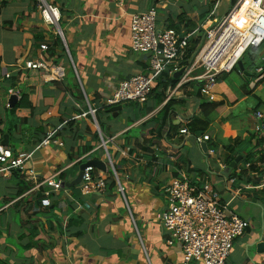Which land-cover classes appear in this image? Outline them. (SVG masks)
<instances>
[{"label": "crops", "instance_id": "1", "mask_svg": "<svg viewBox=\"0 0 264 264\" xmlns=\"http://www.w3.org/2000/svg\"><path fill=\"white\" fill-rule=\"evenodd\" d=\"M42 1L59 10L61 37L56 35L55 27L43 21L40 14ZM222 5L231 8L232 0H223L220 8ZM151 8L156 9L158 30H174L171 26H176L177 32L197 29L201 44L210 23L215 25V21L230 10L220 16L219 8L215 18H211L209 6L196 0H0V140L7 123L10 127L19 125L15 137H8V147L15 144L14 157L17 158L32 154L24 169L18 170L23 173L24 181L31 185L30 190L33 181L28 178L27 170H33L36 180L41 183L65 171L70 174V165L78 159H82V164L91 160L104 162L108 180V173L112 171L105 158L106 152L99 148V138L93 137L97 134L93 120L89 116L81 118V115L88 112L89 106L100 110L120 83L147 71L150 55L132 52L129 23L131 15ZM44 44L48 46L46 53L40 51ZM261 54L262 64L256 68L259 77L251 82L250 77L244 75L249 88L241 93V97L225 81L216 83L211 102L220 103V106L214 110V121L205 134L210 137L206 148L205 142L195 141V137L202 135L190 132L187 127L200 105L191 95L192 89L180 88L169 100H185L184 104L175 107L171 116V123L181 127L171 140L166 137L155 139L146 134L158 127L154 118L176 86L167 90L160 106H155L151 98L147 105L125 104L113 114L100 112L106 136L113 139L107 151L117 178L126 189L127 204L115 189H107L102 195L84 196L78 185L55 193L51 199L53 211L39 208L40 211L35 210L38 213L36 219L29 220L28 215L37 206L38 192L30 193L29 190L16 199V177L11 174L1 178L0 264H181L177 247L166 244L167 234L154 218L166 207V188L181 175L197 188L207 185L215 189L222 203L229 204L232 213L249 222L250 227L244 235L234 241L226 264H264V252L259 253L257 249L264 235V186L236 190L237 181L229 182L235 167L228 177L221 174L229 167L226 165L229 153L224 151L223 143H218L219 140L232 141L230 145L235 146L255 133H258L257 139H264V132L256 131L260 123L256 114L264 115V50ZM40 58L62 65L66 70L63 81L48 83L40 72L23 68L26 61ZM259 68L263 69L261 73H257ZM24 93L33 112L29 108H20L12 113ZM13 94L18 99L11 108L8 101ZM248 94L259 104L249 111L252 119L248 118L250 128L245 131L243 126H238V120L242 122L241 111L236 114L235 123L230 117L242 102L247 101ZM203 100L210 102L205 97ZM24 120L29 123L24 124ZM68 121L74 122L72 128L77 126L80 138L72 153V163L68 162L65 146L34 152L37 145L34 140ZM183 128L189 135L179 133ZM143 140H151L150 151L140 149L138 144ZM255 143L252 140L250 148ZM209 149L215 151L211 158L206 155ZM79 151L82 152L80 156ZM96 153L99 156L94 157ZM211 164L220 172H216L217 167ZM197 170L202 173L197 174ZM70 175L66 183L72 182L78 173ZM110 180L107 182L111 183ZM43 189L48 188L44 186ZM248 190L253 193L247 194ZM253 199V208H247L246 202ZM76 202H89L99 207L76 212ZM70 218L80 219L74 220L73 236L63 234L61 228ZM37 220L40 227L33 234L32 226Z\"/></svg>", "mask_w": 264, "mask_h": 264}, {"label": "built area", "instance_id": "2", "mask_svg": "<svg viewBox=\"0 0 264 264\" xmlns=\"http://www.w3.org/2000/svg\"><path fill=\"white\" fill-rule=\"evenodd\" d=\"M201 3H209L211 9L210 17L220 8L223 0H196ZM40 14L43 21L57 29L56 35L62 36L59 30L61 15L55 7L47 5L42 1ZM157 13L151 8L144 13L133 14L130 17L129 29L132 52L138 54H149L150 61L147 71L120 83L118 88L107 98L102 107L112 108L125 104L135 103L144 105L158 79L167 73L168 76L178 77L177 85L168 94L167 101L173 93L189 82L204 81L201 96L210 102L213 98L216 78L222 74L231 73L242 61L246 51L258 48L264 44V0H236L228 13L215 25L210 23L205 29V38L198 47L189 64H182L185 52L189 47L190 40H198V30L191 32H177L167 28L158 30L156 27ZM42 53L48 51L47 45L40 47ZM71 67L75 71L73 62ZM23 68L27 71H38L48 83H59L66 76L65 68L57 63L47 60L36 59L26 61ZM263 69L259 68L257 73ZM76 72V71H75ZM88 112L81 118H92L98 138L100 149L106 152V159L111 167L113 179L116 183L115 192L126 202V189L121 184L113 164L108 155V144L113 141L105 137L100 130L96 119L97 110L88 107ZM260 122L256 127L259 133L264 132V115L256 114ZM62 126L46 133L34 152L43 148H63L64 144L58 133ZM181 135H189L186 128L179 131ZM197 143L209 142V135L195 137ZM215 154L212 149L207 150V157ZM32 157L28 154L24 158L14 157L9 147L1 144L0 140V179L9 177L15 170H23L24 165ZM82 159L76 160V163ZM74 164L70 165L73 166ZM246 164L245 168H249ZM26 174L33 181V189L29 192L42 191L46 189L43 198L39 201L41 208L52 206L51 197L59 193L62 182L58 179L59 174L49 177L39 183L35 178L33 170H27ZM264 180V179H263ZM233 183L234 180H229ZM264 186H247L245 189H255ZM81 194L84 196L102 195L107 191V179L105 173L92 167L83 171L81 183L79 184ZM98 204L89 202H76L75 211L85 212L97 209ZM229 204L221 201L219 193L209 186L202 189L190 183L185 176L174 178L166 188V207L155 214L156 222L160 223L167 234L166 244L176 246L181 254V264H226L234 241L243 236L250 227L249 222L232 213ZM67 221H65V224Z\"/></svg>", "mask_w": 264, "mask_h": 264}, {"label": "trees", "instance_id": "3", "mask_svg": "<svg viewBox=\"0 0 264 264\" xmlns=\"http://www.w3.org/2000/svg\"><path fill=\"white\" fill-rule=\"evenodd\" d=\"M236 0L233 1V4L235 3ZM172 28H174V30H178L176 28V26H171ZM200 32V31H199ZM204 33V32H202ZM201 35V33H200ZM205 35V33L203 34ZM199 36V33H198ZM201 45V37L199 36L198 40H190L189 42V47L187 49V51L185 52V58H183L182 60V64H189V60H191V58L194 56V54L196 53L198 47ZM258 50L263 51L264 50V44H262L260 47L256 48ZM254 49V50H256ZM249 51V50H248ZM248 51L245 52L243 58L245 57V55L248 53ZM243 60V59H242ZM247 64H245V62H243V68L244 71L246 69ZM236 68V67H235ZM234 68V70H235ZM233 70V71H234ZM236 71L239 72V68H236ZM223 75H219L216 78V83L218 81L223 80ZM204 81H198V82H189L187 84H185L184 86H182V89L185 90L187 88L192 89L193 91L191 92L193 98H195L196 100H198L200 102L199 105V109L198 111L195 112V114L193 115V117L191 118L190 123L187 125L188 129L190 132L196 133V134H200V135H205L210 128V125L212 124V122L214 121V119L212 118L213 112L214 110L220 106V103H214V102H208L203 100V97L201 96V89L204 85ZM177 84V80H175L173 77L169 78L167 73H164L157 81L156 86L154 87V89L152 90V93L148 99V101L145 103V105L148 104L149 100L152 98L155 101V106H160L164 101H165V93L167 92V90L169 88H174ZM185 100L182 101H176V100H171L168 101L166 103V105L162 108V110L159 112V114L156 116V118H154L158 123V127L155 130H148L147 131V136H151V138H155V139H161L163 137H166L167 140H171L172 136L175 135L176 131L178 129H180L181 127L179 125H173L171 123V116L173 115L174 111H175V107L178 105H182L184 104ZM130 105L132 106L133 103H130ZM20 108H29L31 110V112H33V108L31 106V104L27 101L26 99V94L24 93L20 99V102L14 107L12 113H15L16 111H18V109ZM108 111V108L106 107H101L100 110H97L96 112V119L98 122V125L100 127V130L102 131V134L104 136H106V130L105 127L103 126L102 122H100V117H99V113L100 112H104L106 113ZM29 122L27 120H24V124H28ZM65 124V123H64ZM74 122L68 121L66 122V124L64 126H62V129L60 130V132L58 133V137L61 138L64 146H65V152L67 154V159L69 163H72L73 157H72V153H74V147H77L78 141H79V132L77 131V126H75V128H72ZM19 125L10 127V123H7L6 126V130L4 132H2L1 135H7L8 137H15L14 132L18 131ZM46 135V134H45ZM44 138V136H42ZM39 138L33 141V143L36 145L39 142H41V140L43 138ZM93 137L95 139H98V135L95 134L93 135ZM107 137V136H106ZM258 137V133H255L253 135H251L248 139L247 142H249V144H251L252 140H255V144L250 148V151H245L244 155H241V152L236 151V147L238 145H228L227 147H224V151L229 153V156L226 160V165H230L234 159L238 156L241 155V162L244 163V167L246 166V164H249V168H241L240 166L236 165L233 173L230 175L229 180H234V182L237 181H244L247 184H251L252 186H258L260 184H262L263 179H264V139H257ZM23 139V138H22ZM141 150L150 151V145H151V140H143L142 143L138 144ZM9 149L12 151L13 155L16 154V146L15 144H11V146L9 147ZM254 150V152H253ZM84 152V151H83ZM87 151L85 150V153ZM84 153V154H85ZM82 154V152H78V155L80 156ZM83 162L82 160L79 161L78 163H76L75 165L72 166L71 171H74V168L77 165H81ZM239 171V172H238ZM74 173V172H73ZM78 172H76L74 175H70L69 173L62 172L59 174L58 179L62 182V183H66L67 181H69V175L70 176H76ZM12 176L16 177L17 179V193L15 194V198L17 199L18 197H20L21 195H23L24 193L28 192L31 189V185H29L28 183H26L24 181V175L22 172L15 170L12 173ZM111 179V180H110ZM113 179V175L112 173L109 171L108 173V180H110L111 183L107 182V189L112 190L115 189L116 187V183ZM107 180V181H108ZM109 183V184H108ZM109 185V187H108ZM44 189L42 191H38V193L36 194V205L35 208H33V213L30 215H28V219L30 218H34L36 219L37 214L36 211L39 210L40 207V203L39 201L43 198V193H44ZM264 192V189H263ZM13 198V199H15ZM53 198V196L51 197V199ZM48 212L53 211L54 207L51 206L50 208H46ZM25 210V208H24ZM36 210V211H35ZM40 211V210H39ZM29 219V220H30ZM74 220H80L79 218H70L67 221V224L65 226L61 225L62 228V233L63 234H67L69 236H73V231L75 229L74 226H76L75 221ZM30 223L33 224V222L30 221ZM30 224V225H32ZM35 226H32V231L33 234L35 233V230L38 229V227H40V223L39 221H35L34 224ZM36 235V234H35ZM75 235V234H74Z\"/></svg>", "mask_w": 264, "mask_h": 264}, {"label": "rangeland", "instance_id": "4", "mask_svg": "<svg viewBox=\"0 0 264 264\" xmlns=\"http://www.w3.org/2000/svg\"><path fill=\"white\" fill-rule=\"evenodd\" d=\"M233 1L234 0H232V5H233ZM203 4L209 6V3H203ZM229 9H230V7L226 8L225 5H222L220 10H219V12H218V14L221 16V15L225 14V12H227ZM210 12H211V9L209 7V14H210ZM254 49H256V48L249 49L248 53L245 55V57L242 60V62H245V64H247L246 73H248L251 82L256 81L257 78L259 77V76L256 75V68L262 64V62L260 61V58H261V55H263V54H261L262 53L261 50H258V49L254 50ZM236 68H238V67L236 66ZM236 68L231 73L224 74L223 75V81H225L227 85H229L232 88H234V90L237 92V95L239 97H241L243 92H244V90L245 89L247 90L249 88V84H248L249 82H247V80L244 79V74H241L240 72L238 74V72L236 71ZM250 95L251 94H248L247 101L246 102H242L236 108V111L234 112V114H232V116L230 117V119H231L230 121H232V123H235L237 118H238V115H236V114H238V111H241L242 112L241 113L242 114V118L240 117V119L242 120V122L240 120H238V126H241V127L243 126L245 128V131H248V128H250L249 127L248 118L252 119V116L250 115L249 111L256 109L258 104H259V101L255 97H252ZM258 96L260 97L259 94H258ZM101 116H102V114L99 113V117H101ZM214 117H215V115H212V118H214ZM213 127L216 128V126H214V125H213ZM213 127H212V129H210V133L213 131ZM244 132H242V136H243ZM218 143H223L224 144L223 146H228L230 144H233L232 141H223V140H219ZM210 147L215 149V147L212 146V145H210ZM236 151L241 152L242 154L245 151H247V152L250 151L249 142H247V140H244L240 145H238L236 147ZM253 152H254V150H253ZM96 156H99V153H96L94 157H96ZM238 165L241 168H243V169L245 168L243 162L239 163ZM79 168H80V166L77 165L74 168V171L70 172L71 175L72 174L74 175L76 172H78ZM196 173L200 175L202 173V171L197 170ZM210 178H212L211 175H210ZM246 184L237 181V183L234 186V188L237 190L238 188L247 187L248 184L247 185ZM252 191L253 190H248L246 192H248L247 194H251V193H253ZM246 205H247V208L252 209L253 206H254V199L251 202H246ZM252 221H254V218H252Z\"/></svg>", "mask_w": 264, "mask_h": 264}, {"label": "water", "instance_id": "5", "mask_svg": "<svg viewBox=\"0 0 264 264\" xmlns=\"http://www.w3.org/2000/svg\"><path fill=\"white\" fill-rule=\"evenodd\" d=\"M237 67L239 68L240 72H243V74L245 76H249L248 73L244 72V68H243V62L242 61H239L237 63ZM180 74H177L176 77H178ZM17 99H18V96L13 94L8 103H9V106L12 108L16 102H17ZM122 109L121 106H116V107H112L108 110L109 113H116L118 111H120ZM1 144L5 147H8V136L7 135H4L3 138H2V141H1ZM203 146H205L206 148V143L203 144ZM241 161V157L238 156L234 159V161L229 165L228 168H226V170H223L221 172V174L223 176H229L230 172L233 170V168ZM212 167H217L216 165L214 164H211ZM88 167H92L98 171H101L103 173H107V166L104 162L102 161H99V160H91V161H88L84 164H82L79 168V172H78V175L77 177L70 183H63L62 184V188H73V187H76L78 186L80 183H81V180H82V176H83V171L88 168ZM216 169V172H220V169L217 167L215 168ZM257 249H258V252L261 253V252H264V235H263V240L262 242L258 243L257 244Z\"/></svg>", "mask_w": 264, "mask_h": 264}]
</instances>
